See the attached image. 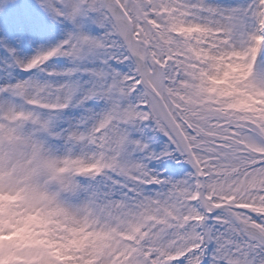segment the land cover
<instances>
[{"label": "snow or ice", "instance_id": "6c2138e0", "mask_svg": "<svg viewBox=\"0 0 264 264\" xmlns=\"http://www.w3.org/2000/svg\"><path fill=\"white\" fill-rule=\"evenodd\" d=\"M20 7L0 0V200L41 227L0 264H264V0Z\"/></svg>", "mask_w": 264, "mask_h": 264}, {"label": "clouds", "instance_id": "9594fccd", "mask_svg": "<svg viewBox=\"0 0 264 264\" xmlns=\"http://www.w3.org/2000/svg\"><path fill=\"white\" fill-rule=\"evenodd\" d=\"M9 201L0 200V248L16 252L37 242V229L41 221L34 216L15 217L10 214ZM9 232L10 235L3 233ZM3 264H18L14 255H9Z\"/></svg>", "mask_w": 264, "mask_h": 264}, {"label": "rangeland", "instance_id": "374dc122", "mask_svg": "<svg viewBox=\"0 0 264 264\" xmlns=\"http://www.w3.org/2000/svg\"><path fill=\"white\" fill-rule=\"evenodd\" d=\"M30 2V0H20V9L14 10L13 13H11L12 16H15L17 14H22L24 7L27 6V4ZM9 23V19L7 17L0 18V24L7 25ZM31 54V52L29 53ZM216 87L222 88L226 91V93L230 97H243V93L240 91L239 88V82L238 80H228L225 78V80L216 82ZM253 102L251 100L248 101V105H252Z\"/></svg>", "mask_w": 264, "mask_h": 264}]
</instances>
